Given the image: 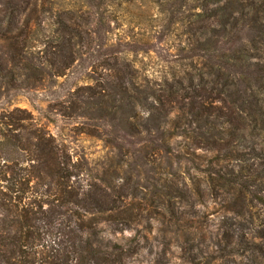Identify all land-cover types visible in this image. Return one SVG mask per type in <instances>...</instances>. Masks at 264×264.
Listing matches in <instances>:
<instances>
[{
	"label": "rangeland",
	"instance_id": "1",
	"mask_svg": "<svg viewBox=\"0 0 264 264\" xmlns=\"http://www.w3.org/2000/svg\"><path fill=\"white\" fill-rule=\"evenodd\" d=\"M223 5L50 0L26 40L8 32L25 40L23 57L0 39L1 76L21 59L44 78L36 90H0V184L41 171L29 196L54 213L36 250L48 264H264V13L224 37L208 18ZM208 45L228 49L218 56L228 71L211 72ZM34 129L69 155L79 205L28 163ZM103 191L105 213L86 198Z\"/></svg>",
	"mask_w": 264,
	"mask_h": 264
},
{
	"label": "trees",
	"instance_id": "2",
	"mask_svg": "<svg viewBox=\"0 0 264 264\" xmlns=\"http://www.w3.org/2000/svg\"><path fill=\"white\" fill-rule=\"evenodd\" d=\"M49 2L50 0H0V39L8 41L10 45H17L15 46L17 48L21 45V56L25 40L29 37L26 31L27 27L32 23L38 26L37 14L43 12L44 5ZM224 3L225 5L218 11H210L208 14V18L211 16L216 18L215 23L219 26V33L224 37L229 35L226 31L227 27H238L241 31L246 30L247 33L252 31L254 22L262 20L260 14L264 13V0H250L245 4L241 0H224ZM11 27L16 29L25 40H18V36H9L8 32L11 31ZM224 51L226 52L228 49L225 48ZM224 51L212 49L209 45L206 50H202V53L206 55L211 72L221 73L223 70L228 71L232 67L218 59V56L222 54L220 52ZM66 61L64 59L65 64ZM38 64L39 62L30 60L29 65H26L23 60L18 59L5 75H0L2 79L0 80V90L9 92L20 89H39L43 85L44 78ZM240 71L239 74H243ZM224 86H227L226 82ZM183 107H180L182 114L189 115L190 119L194 120L196 115L185 113ZM195 121L198 124L200 122L198 119ZM145 130L147 132L148 129ZM155 130L158 131L159 127L156 126ZM32 136L34 143L31 150L34 151L33 154H36L28 160V163L46 166L48 170L44 172L43 176L58 180L59 193L66 196L67 203L79 205V202L77 203L78 192L68 184L69 172L65 162H68L70 157L64 151L63 145H60L50 136L46 137L40 129H34ZM6 137L0 131V140H5ZM14 138L16 141V137ZM153 145V151L156 155H159L167 147L165 142ZM45 153H47V158H43ZM71 168H73L72 164ZM41 175L39 169H34L33 172L25 174L13 172L11 177L6 179V184H0V264H48V258L45 255L41 256L40 251L37 252L36 250L43 249L45 246L41 242L45 241L44 236L52 234L50 229L54 223V213L48 211L46 214L47 211L43 210L40 201L32 200L29 196L30 181L32 179L41 180ZM7 182L9 183L7 184ZM100 195V199L93 198L94 195H90V193L86 195V198H89L93 205L92 209L102 213L112 210L106 191L101 192ZM82 208L89 209L85 206ZM86 211L89 212V210ZM37 255L40 257L36 258ZM49 264H68V257L63 256L61 260L56 259Z\"/></svg>",
	"mask_w": 264,
	"mask_h": 264
}]
</instances>
